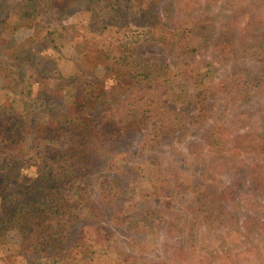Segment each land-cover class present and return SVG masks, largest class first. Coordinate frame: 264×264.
Instances as JSON below:
<instances>
[{
  "label": "rangeland",
  "instance_id": "obj_1",
  "mask_svg": "<svg viewBox=\"0 0 264 264\" xmlns=\"http://www.w3.org/2000/svg\"><path fill=\"white\" fill-rule=\"evenodd\" d=\"M50 1L31 0L28 10L42 16L22 30L45 23L38 38L45 37L58 63L71 68L95 57L88 79H103L109 67L125 64L134 46L148 63L167 64L182 99L174 100L169 85L159 81L153 90L143 82L138 92L158 97L145 113L150 128L161 114L169 128L174 110L182 133L160 146L144 145V139L138 142L142 147L128 148L104 190L100 179L81 181L94 206L82 211L64 241L72 248L91 245L87 253L74 257L59 246L38 257L22 256L19 232L11 228L0 242V264H264V0H79L59 15L49 9ZM3 8L0 19L9 15ZM85 52L93 57L83 58ZM14 61L0 63V104L38 112L47 104L37 95L45 84L30 77L33 64ZM193 70L207 81L200 82ZM188 120L193 123L187 127ZM46 121L35 120L38 130L25 126L23 132L45 135ZM158 130L144 132L153 136ZM65 136L55 142L33 135L18 139L11 148L23 155L12 164L22 179L40 169L33 147L41 142L60 148ZM7 154L0 152V165ZM256 184L260 189L254 190ZM8 186L0 173V190ZM223 191L225 205L216 200ZM58 236L63 239V232Z\"/></svg>",
  "mask_w": 264,
  "mask_h": 264
},
{
  "label": "trees",
  "instance_id": "obj_2",
  "mask_svg": "<svg viewBox=\"0 0 264 264\" xmlns=\"http://www.w3.org/2000/svg\"><path fill=\"white\" fill-rule=\"evenodd\" d=\"M4 1L0 0V5H4L3 10L9 15L0 19V32L7 33L8 36L0 34V43L6 49V52L3 50L0 53L3 57L0 63L15 60L19 65L33 64L36 72L29 71V75L39 79L37 84L44 82L45 87L39 89L37 95L43 97L47 104L38 112L34 109L18 110L9 101H2L0 104V152L8 151L1 158L0 173L9 180L7 189L0 190V242L4 241L6 232L14 228L21 239L18 252L22 256L29 254L38 257L44 250L54 251L59 246H63V250H68V253H73L70 256L84 255L91 245L77 244L72 248L71 244L65 246L64 241L70 238L73 225L81 219L82 211L89 204L94 206L88 201V190L81 181L94 184L100 179V187H106L109 179H114L111 173L115 163L126 157L128 148L144 139V145L149 141L152 142L151 146H160L182 133V128L178 130L175 123L178 112L174 110L169 111L175 114L169 128H165L169 120L164 122V119L169 118H163L162 114L153 121L150 128L151 120L145 113L153 111L152 105L157 104L152 100H158V97L152 92L149 95L148 92L139 94V86L145 82L153 90L154 83L159 81L169 85L174 100L178 101L184 95L174 92L176 80L166 68L167 64L148 63V57L144 60L135 52L137 46L129 48L132 54L127 57L130 59L125 64L109 67L103 79L85 78L88 73L87 66L95 64V57L85 52L83 58L88 55L93 58L76 62L73 68L62 61L58 63V57L50 52L52 44H48L45 37L38 38L40 29L46 26L45 23L39 24L38 28L27 29V32L22 30L36 21V16H42V12H35L36 15L28 10L31 0H9L7 4ZM78 1L51 0L49 9H55L56 15H59L67 7V3L74 5ZM11 8L14 12L10 13ZM12 33H15V38ZM93 51L98 53L97 49ZM101 51L100 49L99 52ZM193 71L197 73L200 82L207 81L205 74ZM108 80H111L110 86H107ZM65 88L69 91L66 92ZM201 91L203 87L199 93ZM150 101L152 102L148 104ZM12 113L17 116L8 118ZM40 118L46 119L48 123L45 135L39 136L31 130L23 132L25 126L38 130L35 120ZM55 123L57 126H54ZM191 123L193 122L188 120L187 127ZM144 129L158 131L153 136H148ZM60 131L63 133H59ZM65 133L60 148L48 149L47 144L41 142L33 147L36 159L40 160V169L28 181L22 179L20 168H15L12 162L14 158H22L23 154L19 150L17 153L13 152L14 148L11 146L28 135L44 138L42 141L47 139L55 142ZM43 149L46 151L44 156ZM53 150L59 151L54 153ZM77 180H80V184L76 183ZM255 188L254 190L260 189V186L256 184ZM226 193L223 191L221 195H216V200L219 199L221 205L226 204ZM107 194L111 195V192ZM77 196L82 199L75 200L74 197ZM62 232L63 239L58 236Z\"/></svg>",
  "mask_w": 264,
  "mask_h": 264
}]
</instances>
